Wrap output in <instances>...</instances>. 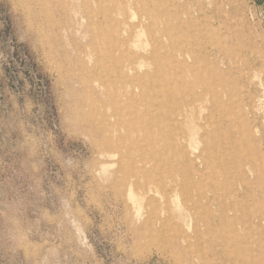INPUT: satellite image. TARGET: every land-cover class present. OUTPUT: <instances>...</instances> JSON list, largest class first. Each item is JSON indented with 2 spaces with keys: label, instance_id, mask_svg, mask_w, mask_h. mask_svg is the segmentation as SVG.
Returning a JSON list of instances; mask_svg holds the SVG:
<instances>
[{
  "label": "rangeland",
  "instance_id": "rangeland-1",
  "mask_svg": "<svg viewBox=\"0 0 264 264\" xmlns=\"http://www.w3.org/2000/svg\"><path fill=\"white\" fill-rule=\"evenodd\" d=\"M0 264H264V0H0Z\"/></svg>",
  "mask_w": 264,
  "mask_h": 264
},
{
  "label": "bare ground",
  "instance_id": "bare-ground-1",
  "mask_svg": "<svg viewBox=\"0 0 264 264\" xmlns=\"http://www.w3.org/2000/svg\"><path fill=\"white\" fill-rule=\"evenodd\" d=\"M177 12V11H176ZM180 15V14H179ZM165 19V18H164ZM163 19V20H164ZM111 36V35H110ZM146 38V37H145ZM197 99H199L198 97H197ZM196 99V100H197ZM200 100H201V98H200ZM174 115L175 116H177L176 117V119H179V116H182L183 115V113L180 111V112H178V113H174ZM207 120V119H206ZM246 132V131H245ZM180 138H185V135H181V136H179ZM239 148V147H238ZM237 148V149H238ZM239 150V149H238ZM181 152L182 153H185V150H183V149H181ZM245 164H246V162H244ZM245 164H241V165H239V167H238V172H239V177H240V179H242L241 181L246 185V168H244L243 167V165L245 166ZM131 196H133V195H131ZM134 197V196H133ZM133 200H134V198H132ZM206 199H207V197H206ZM215 199V198H214ZM142 200H143V198H142ZM177 200H178V198H177ZM179 202V201H178ZM210 204H205V208H210ZM186 210V209H185ZM232 259V261H233V257L231 258Z\"/></svg>",
  "mask_w": 264,
  "mask_h": 264
}]
</instances>
